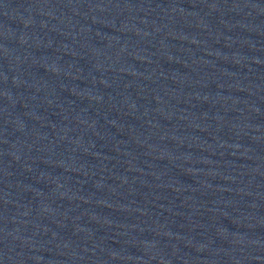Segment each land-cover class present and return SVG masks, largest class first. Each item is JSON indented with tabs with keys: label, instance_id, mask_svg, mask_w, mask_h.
Wrapping results in <instances>:
<instances>
[{
	"label": "water",
	"instance_id": "water-1",
	"mask_svg": "<svg viewBox=\"0 0 264 264\" xmlns=\"http://www.w3.org/2000/svg\"><path fill=\"white\" fill-rule=\"evenodd\" d=\"M0 264H264V0H0Z\"/></svg>",
	"mask_w": 264,
	"mask_h": 264
}]
</instances>
